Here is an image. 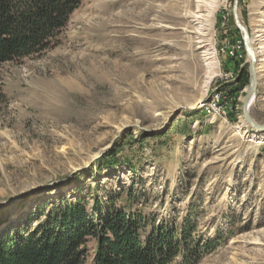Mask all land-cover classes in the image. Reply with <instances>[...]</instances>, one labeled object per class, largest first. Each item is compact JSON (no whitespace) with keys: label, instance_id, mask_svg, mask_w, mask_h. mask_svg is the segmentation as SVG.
Masks as SVG:
<instances>
[{"label":"rangeland","instance_id":"rangeland-1","mask_svg":"<svg viewBox=\"0 0 264 264\" xmlns=\"http://www.w3.org/2000/svg\"><path fill=\"white\" fill-rule=\"evenodd\" d=\"M231 8L211 18L209 79L208 52L179 30L186 0H80L48 49L2 63L0 235L60 197L89 210L132 187L155 225L188 221L201 249L217 240L197 264H264V136L242 119L248 59ZM237 10L249 37L264 29V0ZM248 110L264 125V78Z\"/></svg>","mask_w":264,"mask_h":264},{"label":"trees","instance_id":"trees-1","mask_svg":"<svg viewBox=\"0 0 264 264\" xmlns=\"http://www.w3.org/2000/svg\"><path fill=\"white\" fill-rule=\"evenodd\" d=\"M79 4L0 0V65L48 49ZM243 77L240 73L238 81ZM114 156L115 151L108 153L104 165L117 162ZM122 195L126 206L115 207L113 201ZM136 200L130 187L114 193L107 203L94 196L89 210L75 196L38 205L18 228L0 235V264H86L90 238L96 243L92 264H197L201 248L192 243L191 224L186 221L177 228L162 220L155 225L154 219L133 209ZM30 218L34 225L28 223ZM216 243L207 241L201 250H212Z\"/></svg>","mask_w":264,"mask_h":264},{"label":"bare ground","instance_id":"bare-ground-1","mask_svg":"<svg viewBox=\"0 0 264 264\" xmlns=\"http://www.w3.org/2000/svg\"><path fill=\"white\" fill-rule=\"evenodd\" d=\"M221 0H186V9L181 19H183V23L181 24V28L179 29L184 33V38L188 40V43L195 44L196 49H204V53L208 52L206 55L209 76H212L213 72H211V68H214L215 58H214V48L212 46V39L210 36V30L212 26V16L215 12V9L218 7L219 2ZM193 8V10H191ZM262 13V11H261ZM261 15L264 16V13ZM180 18V17H179ZM237 19L239 24L248 32V28L241 22L240 16L237 10ZM260 22L256 20L255 23ZM256 29L253 32V35H248V45L253 46L254 58L256 62L255 67V76H256V86H255V94L251 98L248 108L253 104L256 95V89L259 85L260 79L264 78V29L261 26L253 25ZM165 30V29H164ZM182 33V34H183ZM186 42V41H185ZM188 45V44H187ZM190 48V47H189ZM210 51V52H209ZM208 56V57H207ZM248 63L250 59L247 57ZM249 90V87L247 91ZM246 91V92H247ZM207 110V108H205ZM210 111V110H207ZM246 127V125H245ZM250 134L252 137H256L257 135L264 136V132H257L255 130L250 129Z\"/></svg>","mask_w":264,"mask_h":264},{"label":"water","instance_id":"water-1","mask_svg":"<svg viewBox=\"0 0 264 264\" xmlns=\"http://www.w3.org/2000/svg\"><path fill=\"white\" fill-rule=\"evenodd\" d=\"M237 9H238V0H232L231 12H232L233 23L241 35L244 52L247 55V57L250 59L248 63L249 90L245 93L243 101H242V106H241L242 119L244 123L248 125V127H250L252 130H255L257 132H264V125L256 123L251 118L249 114V110H248L250 100L255 94V86H256L255 58H254L253 47L248 45L247 43L248 41L247 32L238 22Z\"/></svg>","mask_w":264,"mask_h":264},{"label":"built area","instance_id":"built-area-1","mask_svg":"<svg viewBox=\"0 0 264 264\" xmlns=\"http://www.w3.org/2000/svg\"><path fill=\"white\" fill-rule=\"evenodd\" d=\"M216 104L212 103L211 106H207V110H216Z\"/></svg>","mask_w":264,"mask_h":264}]
</instances>
